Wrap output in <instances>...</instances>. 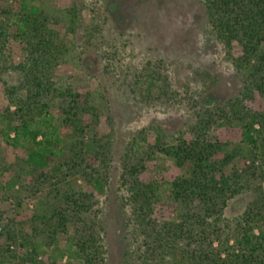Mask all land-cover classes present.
Masks as SVG:
<instances>
[{
    "label": "trees",
    "instance_id": "16d2710c",
    "mask_svg": "<svg viewBox=\"0 0 264 264\" xmlns=\"http://www.w3.org/2000/svg\"><path fill=\"white\" fill-rule=\"evenodd\" d=\"M4 1L0 54L12 39L24 59L17 65V85L6 88L8 103L0 116V151L5 138L12 153L10 161L0 156V194L16 215L25 205L32 209L25 220L3 224L0 210V264H57L64 256L65 264H99L103 227L95 206L110 184L111 161L109 142L102 143L91 127L99 124V114L59 70L73 53L68 30L62 34L56 28L62 24L49 0ZM201 1L212 35L242 75L244 91L220 105L195 106L194 118L175 133L156 127L153 140L147 129L132 135L120 159L119 182L127 193L122 201L131 206L136 230L144 236L137 255L143 264H264V111L246 104L254 91L264 96V0ZM74 12L64 10L70 32ZM234 44L241 50L236 57ZM159 64L139 73L151 76L148 93L152 76L161 75ZM223 125L239 128L240 140L207 139ZM165 158L178 169L172 180L141 179L148 162L158 169ZM163 192L175 210L168 219H156L153 211ZM244 192L252 198L231 222L224 209Z\"/></svg>",
    "mask_w": 264,
    "mask_h": 264
},
{
    "label": "rangeland",
    "instance_id": "374dc122",
    "mask_svg": "<svg viewBox=\"0 0 264 264\" xmlns=\"http://www.w3.org/2000/svg\"><path fill=\"white\" fill-rule=\"evenodd\" d=\"M4 3L0 0V9ZM46 4L61 21L62 26L56 28L62 34L63 28L68 30L66 38L72 46L73 59L60 65L59 70L96 108L100 122L91 127L102 143L109 142L110 184L95 206L103 227L99 236L103 259L99 264H143L137 255L141 254L139 247L144 249V236L136 230L131 206L122 201L127 193L119 182L120 159L129 139L147 129L153 140L156 127L167 134L175 133L186 119L194 118L195 106L220 105L243 92L242 75L233 66L227 48L212 35L201 0H49ZM65 9H75L74 32L68 29ZM231 54L240 55L239 46L234 44ZM23 59L21 45L9 39L0 54V116L8 103L6 88L17 85L21 75L17 65ZM150 63H160L162 68L161 75L152 76L154 85L148 93L151 76L139 73ZM246 104L264 111V96L254 91L246 98ZM240 138L241 130L235 126H215L207 133V139L212 141ZM5 142V138L1 139L0 156L10 161L11 147ZM156 165L148 162L141 179L172 180L178 173L169 158L158 169ZM251 198L249 192L231 198L224 217L231 222L240 218ZM175 206L168 193L163 192L153 217L168 219ZM31 209V204L25 205L16 215L0 194L2 224L25 220ZM59 241L60 247L65 246L64 236L60 235ZM48 253L52 254V248ZM66 260L64 256L56 262L65 264Z\"/></svg>",
    "mask_w": 264,
    "mask_h": 264
}]
</instances>
